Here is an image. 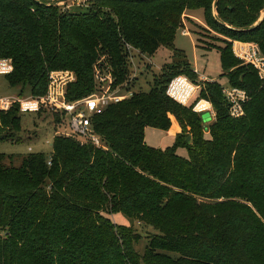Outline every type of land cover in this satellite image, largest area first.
Here are the masks:
<instances>
[{"label": "trees", "instance_id": "obj_1", "mask_svg": "<svg viewBox=\"0 0 264 264\" xmlns=\"http://www.w3.org/2000/svg\"><path fill=\"white\" fill-rule=\"evenodd\" d=\"M51 1L58 0H0V59L11 60V87L42 96L50 71L69 70L72 102L94 91L98 60L121 85L131 72L126 45L147 58L167 48L188 66L172 62L148 91L132 90L92 117L106 150L54 135L48 156L27 153L14 166L0 153V264H264V80L232 52L233 42L253 43L264 58V0H93L77 13H61ZM199 10L227 40L208 50L218 53L219 80L201 84L173 46L186 13ZM182 71L198 89L185 105L167 95ZM220 78L246 93L242 117L229 115ZM200 100L215 111L205 129L193 111ZM171 116L181 129L174 145L147 146L145 128L168 131ZM21 117L17 104L0 111V134L19 131ZM135 225L152 229L142 255Z\"/></svg>", "mask_w": 264, "mask_h": 264}, {"label": "rangeland", "instance_id": "obj_2", "mask_svg": "<svg viewBox=\"0 0 264 264\" xmlns=\"http://www.w3.org/2000/svg\"><path fill=\"white\" fill-rule=\"evenodd\" d=\"M92 1L93 0H58L57 2L51 1L50 3L54 4V6H56L59 12L61 13L63 12L77 13V12H84L85 10H87L92 5L91 4ZM186 14H191L192 16L188 19V21H184L183 29L177 32L174 43L176 44L177 47L183 48L185 50L186 57L188 60L193 62V58L196 56V54L193 50V47L191 46L189 38L182 36L180 33L181 31H183L184 33L189 32L195 39V45H197V47L200 48L202 51L213 50V48L215 47H223L222 41L223 40L227 41L226 38L209 29V27L203 22L202 11L199 10L196 13L187 12ZM214 15L215 17H218L216 12H214ZM263 15H264V9L261 11L258 21L262 19ZM244 44H253V43H244ZM253 45L256 46L255 44ZM241 47H242L241 52H237V51H236L237 53L234 52L233 47H232V52L244 64H247L248 60L250 59L248 54L250 53H247L246 56L244 55V53L250 52L251 51L250 48L252 46L243 45ZM253 49L257 51L256 56H262L258 51L257 46L256 48ZM168 53L169 52L167 48H160V51H158L156 55L148 58L152 63L149 60L144 59L141 55L134 54L135 66L139 70L144 69L145 72L137 73L138 75L137 78L134 80L133 83L134 86L132 87V90L148 91L151 87L153 78L155 76L160 75L161 70L165 71L163 69H167V67L171 65L172 62L174 66L178 68L177 70L183 69L184 67L188 66L187 63L183 64L181 62H177L181 58L180 55H175L174 59L172 60H171L172 57H170V61L167 63V61H165L164 58H167ZM164 63L167 64L162 66V64ZM195 67L196 69H198L200 74L204 73L207 76L219 80L221 69L219 64V56L216 51H212L208 53L207 56H203V57L198 56V59L195 63ZM179 74L185 78L189 77L186 76L184 71H182V73ZM195 75L197 77V74ZM189 78L193 80V78L191 77ZM197 81H199L200 84L204 83V80H199V78ZM184 82L187 84L185 80ZM219 82L222 84V86L224 87L227 86V81L225 78H220ZM189 83H191V81ZM29 90L30 89L28 87H23L21 85L16 87L9 86L6 82L5 76L0 75V98L1 97L25 98L30 95ZM197 91L198 89L196 86V90L193 94L194 97L192 96L191 101L192 100L194 101L196 99L198 95ZM195 106L193 108V111L198 112L197 110H195ZM198 113H201V115H203L202 112H198ZM208 113L210 114V119L209 118L206 119V117L204 116V122L202 123L203 129L209 127V125L213 123L215 119V111L213 110L212 107ZM54 114L55 113L51 111L43 112L40 115H35L31 113L22 114L19 131L12 132L8 129L2 130L0 135L3 134V135H7L8 137L6 141L0 142V153L5 154L7 157L11 156L12 165L14 166H17L20 163L21 157H23L27 153L41 152L47 156L50 155L51 153L50 143L54 138V135H59L57 133L64 132L67 129V124L65 120L63 121V123L60 124L55 123ZM171 119H175V118L171 117ZM147 129L148 130H146L145 138H144V142L147 146L156 147L157 149L163 150L167 147H172L174 145L175 136H170L168 133H166V131H161L154 128H147ZM205 133H206L205 136L207 137L208 136L207 131H205ZM152 144H154V146ZM176 154L183 158L188 157V152L185 148H178L176 150ZM8 163L9 161L6 160V164ZM114 216L117 215L112 216L113 222L115 221L114 223L120 224V222H118L114 218ZM135 230L139 233L141 239L134 246V248L140 255H142L144 248L147 245L146 236L152 233V229L150 227L135 225Z\"/></svg>", "mask_w": 264, "mask_h": 264}, {"label": "built area", "instance_id": "obj_3", "mask_svg": "<svg viewBox=\"0 0 264 264\" xmlns=\"http://www.w3.org/2000/svg\"><path fill=\"white\" fill-rule=\"evenodd\" d=\"M250 46H252L251 51L244 53V55L250 53L248 54L250 58L248 63L257 70L259 78L264 80V58L256 56L257 51L253 49L256 46ZM126 48L131 72L123 84L114 86L111 67L104 64L102 60H98L92 67L94 91L90 95L68 102L66 100V87L74 81L75 75L69 70H55L48 74V83L44 95L38 97L29 95L25 98L1 97L0 111H7L17 104L21 114H33L39 111L54 112L60 115L61 123L65 120L67 124V129L57 134L69 137L81 146L89 144L94 148L106 150L103 141L93 129L91 119L95 115H100L109 105L131 97L133 91L130 89V85L137 77V73L143 71L142 69L139 70L134 63V54H139V52L129 45H126ZM11 71V60L0 59V75L5 76ZM179 78L181 77L171 81L167 88V95L185 105L192 98L196 86H193L186 79L187 84H182L179 82ZM222 93L229 104V115L232 118L242 117L244 114L242 104L248 99L246 93L228 86L222 88Z\"/></svg>", "mask_w": 264, "mask_h": 264}, {"label": "crops", "instance_id": "obj_4", "mask_svg": "<svg viewBox=\"0 0 264 264\" xmlns=\"http://www.w3.org/2000/svg\"><path fill=\"white\" fill-rule=\"evenodd\" d=\"M197 12V11H196ZM195 12V13H196ZM192 13H194V12H192ZM188 18H190L192 15L191 14H187L186 15ZM179 32V31H178ZM181 33V35L182 36H184V37H188L189 38V40H190V43H191V46L193 47V50H194V52H195V54H196V56L193 58V62H191L190 60H188L187 59V57H186V52H185V50L183 49V48H180V47H177L176 46V44L174 43V49L175 50H177V51H180V52H182L183 53V55L186 57V59H187V61L190 63V65H191V67L192 68H194V71L197 73V75H198V78H199V80H204V81H213V80H215V78H212V77H210V76H207L206 74H204V73H199V71H198V69H196V67H195V63H196V61H197V59H198V56H200V57H203V56H207L208 55V53H210V52H212V51H206V52H203L202 50L201 51H198L197 50V48H196V45H195V39L193 38V36L189 33V32H186V33H183V31H181L180 32ZM175 41V40H174ZM238 45V46H237ZM243 45H253V44H244V43H240V42H233L232 43V47H233V49H234V52H241L242 51V47L241 46H243ZM237 46V47H236ZM162 50V49H161ZM158 51H160V49L158 50ZM157 51V52H158ZM168 55H167V58H164V60L165 61H167V62H169L170 61V57H171V55H172V51L170 50H168ZM236 52V53H237ZM240 54V53H239ZM156 55V54H155ZM144 59H147V60H149L147 57H145V56H142ZM150 61V60H149ZM151 62V61H150ZM152 63V62H151ZM182 79H184L185 80V78L184 77H182V76H180ZM203 103V104H202ZM205 104V105H204ZM195 110H197L198 112H202V116L204 117H206V119H210V114L208 113L209 112V110H211V105L208 103V102H206V101H204V100H200L197 104H196V106H195ZM203 112H205V113H203ZM172 117V116H171ZM171 117H170V119H171ZM146 130H148L147 128H145V130H144V138H145V133H146ZM181 132V129H180V127H179V125H178V123L176 122V120L175 119H171V126H170V128H169V130L168 131H166V133H168L170 136H175V135H177V134H179ZM153 146H154V144H152ZM153 148H156V147H153ZM115 219L118 221V222H120V224H122V225H128L129 224V222H128V220L126 219V218H124L122 215L120 216V215H117V216H115Z\"/></svg>", "mask_w": 264, "mask_h": 264}, {"label": "bare ground", "instance_id": "obj_5", "mask_svg": "<svg viewBox=\"0 0 264 264\" xmlns=\"http://www.w3.org/2000/svg\"><path fill=\"white\" fill-rule=\"evenodd\" d=\"M179 80H180L179 82H181L182 84H183V83L186 84L182 78H179ZM189 87H190V86H189Z\"/></svg>", "mask_w": 264, "mask_h": 264}, {"label": "water", "instance_id": "obj_6", "mask_svg": "<svg viewBox=\"0 0 264 264\" xmlns=\"http://www.w3.org/2000/svg\"><path fill=\"white\" fill-rule=\"evenodd\" d=\"M189 141H190V137H187L186 142L189 143Z\"/></svg>", "mask_w": 264, "mask_h": 264}]
</instances>
